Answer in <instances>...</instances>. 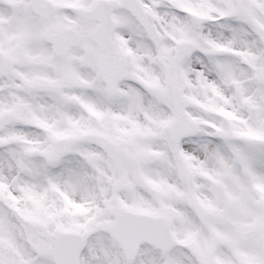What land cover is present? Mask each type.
<instances>
[{
    "label": "snow or ice",
    "instance_id": "6c2138e0",
    "mask_svg": "<svg viewBox=\"0 0 264 264\" xmlns=\"http://www.w3.org/2000/svg\"><path fill=\"white\" fill-rule=\"evenodd\" d=\"M0 264H264V0H0Z\"/></svg>",
    "mask_w": 264,
    "mask_h": 264
}]
</instances>
